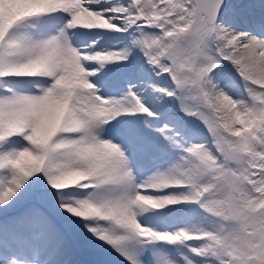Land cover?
<instances>
[{"label":"snow or ice","instance_id":"6c2138e0","mask_svg":"<svg viewBox=\"0 0 264 264\" xmlns=\"http://www.w3.org/2000/svg\"><path fill=\"white\" fill-rule=\"evenodd\" d=\"M0 216V264H264V0H0Z\"/></svg>","mask_w":264,"mask_h":264},{"label":"rangeland","instance_id":"374dc122","mask_svg":"<svg viewBox=\"0 0 264 264\" xmlns=\"http://www.w3.org/2000/svg\"><path fill=\"white\" fill-rule=\"evenodd\" d=\"M20 210H22V208H18V209H15V210H12V211H10L7 215L8 216H12V215H15V213L17 212V211H20ZM0 218H3L2 216H0ZM80 255L81 256H85L86 257V253H83V252H80ZM89 256H87V258H88ZM89 258H92L93 259V257H89Z\"/></svg>","mask_w":264,"mask_h":264}]
</instances>
